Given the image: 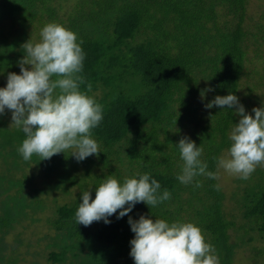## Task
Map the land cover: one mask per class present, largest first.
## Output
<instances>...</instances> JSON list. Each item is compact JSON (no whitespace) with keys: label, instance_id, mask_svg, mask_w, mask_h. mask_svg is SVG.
<instances>
[{"label":"trees","instance_id":"trees-1","mask_svg":"<svg viewBox=\"0 0 264 264\" xmlns=\"http://www.w3.org/2000/svg\"><path fill=\"white\" fill-rule=\"evenodd\" d=\"M262 1L253 11L251 0H0V74L18 73L21 44L38 39V25L55 21L76 34L85 53L79 88L102 106V120L91 129L100 151L81 161L68 149L46 159H22L16 148L23 133L0 115L6 171L0 174V262L18 264L13 255L26 246L23 231L10 240L13 245L6 238L34 219L56 231L43 237L41 251L43 257L49 251L52 264H133L127 218L143 213L198 225L218 264H236L244 246L258 264L264 256V247L255 243L264 240V168L247 180L234 177L227 191L215 157L226 152L227 133L238 116L235 106L203 105L232 92L250 115L253 106L264 109ZM185 135L200 144V159L215 178L201 174L188 184L177 181L182 161L175 144ZM72 171L84 176L77 180ZM143 172L169 191L168 200L149 207L135 203L125 216L113 213L107 224L74 222L81 191L90 187L91 199L104 176L119 181ZM52 175L68 177L65 194L75 186L79 191L75 200L56 204L46 222L37 216L45 210L39 181Z\"/></svg>","mask_w":264,"mask_h":264},{"label":"clouds","instance_id":"clouds-1","mask_svg":"<svg viewBox=\"0 0 264 264\" xmlns=\"http://www.w3.org/2000/svg\"><path fill=\"white\" fill-rule=\"evenodd\" d=\"M21 48L24 55L17 61L19 73L8 72L0 86V114L10 110V124L23 133L17 153L26 161L32 154L46 159L66 149L77 161L95 155L99 145L91 129L102 120V106L79 88L85 53L76 34L58 22H47L38 39H27ZM206 90L211 91V86ZM200 95L203 98L204 92ZM213 105L235 106L233 112L238 116L227 133L226 154L215 157L216 167L247 180L257 167L264 168V109L253 106L250 115L232 92L214 95L203 106ZM199 145L186 135L175 144L182 161L176 179L182 184L201 174L216 176L200 159ZM89 188L81 191L73 217L75 223L85 226L94 220L110 223L108 217L113 213L117 219L125 216L135 203L156 206L170 197L148 172L119 181L108 174L95 185L91 199ZM127 223L133 233L128 241L133 264H218L213 246L191 221L169 222L141 213L136 219L128 216Z\"/></svg>","mask_w":264,"mask_h":264},{"label":"rangeland","instance_id":"rangeland-1","mask_svg":"<svg viewBox=\"0 0 264 264\" xmlns=\"http://www.w3.org/2000/svg\"><path fill=\"white\" fill-rule=\"evenodd\" d=\"M262 0H251V9L253 11L258 10V5L261 4ZM43 25H38V28L35 30V34L39 35V30ZM19 73V72H18ZM6 82V76L4 74H0V86H3ZM6 115L10 118V110L7 108L4 110L3 114L0 115ZM4 119V118H3ZM2 119V120H3ZM7 123H11V120L7 121ZM10 130H12V126H7ZM226 152L224 153V155ZM1 158V157H0ZM0 174H6L5 166L2 163V160L0 159ZM72 174L77 177V180H80L82 176H84V173L81 171H72ZM220 180L223 185L226 186L227 191H232L233 187H231V179L234 177H237L236 175L230 174L223 169H220L219 173ZM68 177L59 179L57 175L50 176V179L45 180L43 183L42 180L39 181V184L42 186L41 190L43 191L42 196L44 197V202L42 203L44 212L38 214L37 216L40 218H45L46 222H49L54 210V207L56 204L60 203H66L71 202L77 198L78 188L75 186L71 188L69 194H65V190L68 189L69 183L66 182ZM65 181V182H64ZM67 185V186H66ZM229 186V188L227 187ZM30 224V220L26 221V226L24 228H21L20 226L16 227L8 236L7 241L9 242L14 236H16L17 233L22 232L21 237H23L24 241L26 240V246H21L18 249L16 248V252L14 253V260L16 259L18 264H52L48 261L47 255L49 251H46L45 256H42V250L46 243V238H43L47 234H55L56 231H53L50 229V225L45 224L44 220L42 221H35ZM20 230V231H19ZM56 236V235H55ZM43 238L44 240H41L38 244L37 238ZM11 243V241H10ZM258 246L264 247V240L260 242H255ZM254 243V244H255ZM10 245H13L12 243ZM43 246V247H42ZM38 252H40V255H38ZM258 264L261 262V264H264V256L262 257L261 261L258 258ZM33 261L34 263H32ZM16 262V263H17ZM0 264H6V261L0 262ZM236 264H254L251 260V256L249 255L248 250L246 249V246L238 249L237 254V261ZM257 264V263H255Z\"/></svg>","mask_w":264,"mask_h":264}]
</instances>
